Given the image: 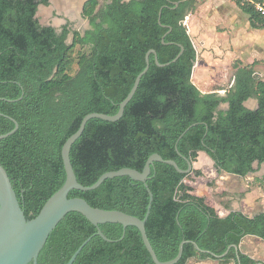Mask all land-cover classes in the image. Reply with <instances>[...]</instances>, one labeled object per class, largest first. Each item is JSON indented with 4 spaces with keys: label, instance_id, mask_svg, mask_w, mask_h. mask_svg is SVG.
Masks as SVG:
<instances>
[{
    "label": "trees",
    "instance_id": "1",
    "mask_svg": "<svg viewBox=\"0 0 264 264\" xmlns=\"http://www.w3.org/2000/svg\"><path fill=\"white\" fill-rule=\"evenodd\" d=\"M235 1L253 28L264 29V16L253 2ZM40 4L50 0H0V134L14 129L13 119L19 123L14 134L0 140V162L27 219L36 217L66 182V140L87 114L118 113L150 49L157 51L160 63L170 64L158 66L151 54L149 70L122 118L88 121L70 152L78 181L89 186L124 167L143 171L155 153L187 170L189 161L205 152L219 173L240 177L255 172V163L264 165V79L254 65L236 63L233 85L225 94L204 93L193 82L197 50L184 20L198 0H107L102 5L88 0L84 15L90 28L84 33L68 24L61 30L41 25L36 18ZM181 45L184 52L173 62ZM251 98L258 100L255 109L245 104ZM192 172L159 161L151 166L147 184L154 199L146 230L160 261L174 259L188 240L176 264L192 259L264 264L240 248L248 235L264 241V211L250 216L233 210L221 216L185 185ZM258 181L264 188V176ZM69 196L141 219L150 200L145 183L127 175L109 178L93 190H72ZM99 227L109 240L81 212H69L50 234L37 264H67L89 238L73 264H155L137 226L105 222ZM192 242L217 255L232 247L216 258Z\"/></svg>",
    "mask_w": 264,
    "mask_h": 264
},
{
    "label": "water",
    "instance_id": "2",
    "mask_svg": "<svg viewBox=\"0 0 264 264\" xmlns=\"http://www.w3.org/2000/svg\"><path fill=\"white\" fill-rule=\"evenodd\" d=\"M42 5L43 4H40L38 7L36 18L38 17V12ZM162 9L163 7L159 12L160 23ZM163 43H165V36L163 37ZM183 52L184 46L181 45V51L174 58L173 62L177 61V59L182 55ZM151 54H154L155 62L158 66H165L170 64V62L165 64L160 63L157 51L155 49H150L146 54V67L136 77L130 93L122 102H120L118 113L115 115H110L101 112H92L87 114L83 118L78 130L66 140L62 147V157L67 174L66 182L46 201L36 217L27 219L25 211L19 202L9 173L0 162V264H30L32 261L34 262V264H37L38 255L46 244L50 234L61 222V220H63L64 217L71 211H78L85 215L93 224L98 227L97 233L106 240L109 239L99 227L100 224L105 222H120L124 225V228H126L128 225H135L140 229L144 244L151 254L155 264H176L178 261H180L183 255L184 245L188 242V240H184L181 242L179 246V252L174 259L169 261H160L148 237L146 223L151 213L154 195L147 184V180L151 173V166L155 161L171 164L175 166L178 171L187 173L192 172L194 168L192 161H189V167L187 170H181L175 160L165 159L160 154L155 153L150 156L143 171H139L130 167H124L115 171H108L102 174L94 184L87 186L78 181L70 156L73 144L82 136L85 127L90 119L100 118L107 121H117L122 118L125 108L135 95L142 77L149 70ZM228 106L229 104L226 103L225 107L223 105L221 107L226 108ZM13 120L15 122L14 129L5 134H0V140L9 137L18 130L19 123L15 119ZM187 131L188 129L181 134L179 139H181ZM126 175L130 176L134 180L145 183V186L149 191L150 200L145 217L143 219L120 210L99 209L93 207L86 199L82 197L69 196L72 190H93L98 188L105 180L109 178ZM90 239L91 238L86 240L78 248V250L72 255L67 264H73L79 253L82 251V249ZM192 243L198 251L209 253L216 258H222L227 255L229 249L232 247L230 246L225 253L217 255L212 251L201 249L196 242ZM233 246L237 250L239 249L238 245Z\"/></svg>",
    "mask_w": 264,
    "mask_h": 264
},
{
    "label": "rangeland",
    "instance_id": "3",
    "mask_svg": "<svg viewBox=\"0 0 264 264\" xmlns=\"http://www.w3.org/2000/svg\"><path fill=\"white\" fill-rule=\"evenodd\" d=\"M84 1L74 0V8L71 10L62 6L60 0L50 1L49 5H42L40 7L37 17L39 23L44 26L52 25L58 30H61L64 25L68 24L71 29L73 28L76 31L84 33L85 30L90 28L89 19L82 14ZM106 1L100 0V5ZM213 2L214 5L210 8L208 7L209 9H206L207 12L216 7L220 11L226 10V12H231L233 19H230L229 23L224 25L220 20L216 19V15H212L211 17L214 23L212 25L214 35L221 39V45H203L197 41L198 37L193 39L197 50L195 68L196 64L199 63L198 72L200 75L195 79L192 77V79L204 93L217 91L225 94L233 85L236 63L244 66L253 64L259 77L264 79V29H253L249 21V16L235 0H226L225 2L224 0H213ZM203 3L201 0H198L196 9ZM187 20L186 16L184 20L185 25ZM232 21L233 25L231 26ZM215 24L218 28L217 34L214 29ZM212 37L215 38L213 35ZM70 40H72V35ZM80 49L81 47L77 46L76 55ZM223 106L225 107V104ZM193 166L195 171H201V175L192 172L184 179L185 185L193 188L191 193L197 198H200V195H204L203 198H205L208 204L211 202L217 205V210L222 211L221 209L223 207L228 208L232 203H240L251 193L264 195L263 184L258 181L264 174V167L259 168L255 165L257 171L248 174L246 177H237L226 172L219 173L215 168L214 162L205 152L199 153L198 158L193 162ZM180 190L186 191L185 188H180ZM261 198L259 196L257 201H260ZM228 209H232V207ZM188 264L222 263L213 259L203 261L192 259ZM229 264L235 263L231 262Z\"/></svg>",
    "mask_w": 264,
    "mask_h": 264
},
{
    "label": "crops",
    "instance_id": "4",
    "mask_svg": "<svg viewBox=\"0 0 264 264\" xmlns=\"http://www.w3.org/2000/svg\"><path fill=\"white\" fill-rule=\"evenodd\" d=\"M50 1L53 2V0H50ZM225 1L226 0H224V2ZM201 2L202 3L204 2V3L200 4L198 9H196L194 12L190 13L187 16L188 20L186 22V25L188 28V32L191 35L192 39H195V37H198L197 41L202 43L203 45H211V44H215L216 46L221 45L222 44L221 39L219 37L217 38V36L214 35L213 26H212V25H214V23L211 20V17H212V15H216L215 16L216 19L220 20L224 25H226L229 23L230 19H233V17H231L232 13L229 11L226 12V10L220 11L219 8H216V7L213 8L211 11L207 12L206 9L208 7L210 8L212 5H214L213 0H201ZM232 25H233V21H232L231 26ZM207 27H209V28H207ZM223 27H225V26H223ZM226 27H228V26H226ZM214 29L216 30L215 33L217 34L218 28H217L216 24H215ZM222 29H227V28H222ZM253 29H256V28H253ZM231 34H232V32H231ZM212 35L215 36V38L212 37ZM193 42H194V40H193ZM194 45L196 47L195 42H194ZM199 66H200V64L197 63L196 68L194 69V72H193V79H195L196 77H198L200 75V73L198 72ZM245 104L248 108L255 109L258 107V100L256 98H251L248 101H246ZM255 165L258 166L257 163H255ZM262 167H264V165ZM256 168L257 167L255 166V169ZM234 176L240 177L238 175H234ZM263 176H264V174H263ZM259 196H261L262 198L260 199V201H257ZM202 197H204V195H200V198H202ZM210 204L212 206H214L216 208V210L218 209V206L215 205L214 203L210 202ZM230 207H232V209H228ZM230 207H228V208L223 207V209H221L222 211L217 210V212L219 211V214L221 216H226L233 210H241L244 213H246L250 216H253V215H255L261 211H264V195L251 193L250 195H248V197L246 199L244 198L240 203L239 202L232 203L230 205ZM250 212H254V213H250ZM240 248L243 249L247 254L251 255L253 258L264 261V241L262 239H260L259 237L252 236V235L246 236L242 240V242L240 244Z\"/></svg>",
    "mask_w": 264,
    "mask_h": 264
},
{
    "label": "bare ground",
    "instance_id": "5",
    "mask_svg": "<svg viewBox=\"0 0 264 264\" xmlns=\"http://www.w3.org/2000/svg\"><path fill=\"white\" fill-rule=\"evenodd\" d=\"M62 6L66 7L67 9L74 8L73 5L75 4L74 0H60ZM69 10V11H70Z\"/></svg>",
    "mask_w": 264,
    "mask_h": 264
},
{
    "label": "built area",
    "instance_id": "6",
    "mask_svg": "<svg viewBox=\"0 0 264 264\" xmlns=\"http://www.w3.org/2000/svg\"><path fill=\"white\" fill-rule=\"evenodd\" d=\"M251 2H253L255 4V7L257 9V11L264 16V4L263 3H255L254 0H249Z\"/></svg>",
    "mask_w": 264,
    "mask_h": 264
},
{
    "label": "flooded vegetation",
    "instance_id": "7",
    "mask_svg": "<svg viewBox=\"0 0 264 264\" xmlns=\"http://www.w3.org/2000/svg\"><path fill=\"white\" fill-rule=\"evenodd\" d=\"M88 0H85L83 5H82V14L84 15V6H85V3L87 2ZM85 16V15H84ZM86 17V16H85ZM89 24H90V20H89ZM70 27V26H69ZM71 28V27H70ZM72 31H76L72 28ZM73 35V34H72Z\"/></svg>",
    "mask_w": 264,
    "mask_h": 264
}]
</instances>
